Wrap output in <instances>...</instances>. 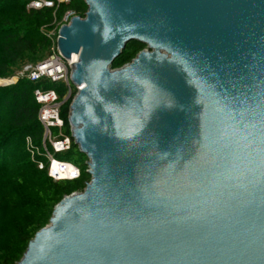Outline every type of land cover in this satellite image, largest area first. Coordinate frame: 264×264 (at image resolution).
I'll use <instances>...</instances> for the list:
<instances>
[{"label": "water", "instance_id": "95a60500", "mask_svg": "<svg viewBox=\"0 0 264 264\" xmlns=\"http://www.w3.org/2000/svg\"><path fill=\"white\" fill-rule=\"evenodd\" d=\"M84 2L56 46L90 180L18 264H264V0Z\"/></svg>", "mask_w": 264, "mask_h": 264}, {"label": "trees", "instance_id": "16d2710c", "mask_svg": "<svg viewBox=\"0 0 264 264\" xmlns=\"http://www.w3.org/2000/svg\"><path fill=\"white\" fill-rule=\"evenodd\" d=\"M27 2L0 0V79L9 77L28 64L42 62L30 61L34 54L50 53L52 39L47 34L52 31L57 35L68 11L84 17L87 10L84 0L55 2L52 7L39 9L26 8ZM144 47L137 41L128 42L112 61L111 67L117 68L129 62ZM36 87L55 89L60 100L67 95V86L62 81L42 79L32 82L26 77H19L14 83L0 85V150L12 142L23 146L27 137L33 146L41 147L43 128L38 120L39 105L33 96ZM71 99L72 96L68 97L61 105L63 131L68 135H71L68 123ZM63 152L55 153V157L79 167L78 178L54 180L48 176L47 169H38L27 157L26 166L20 165L15 179L5 183L3 201L28 208L30 213L17 234L0 247V264H18L35 233L49 223L55 205L64 196L81 191L90 180L86 171L88 158L78 146L72 141L70 148Z\"/></svg>", "mask_w": 264, "mask_h": 264}, {"label": "built area", "instance_id": "2783aa9c", "mask_svg": "<svg viewBox=\"0 0 264 264\" xmlns=\"http://www.w3.org/2000/svg\"><path fill=\"white\" fill-rule=\"evenodd\" d=\"M68 0H28L26 8L39 9L42 7H52L55 2H67ZM75 16L73 11H68L63 19L62 24L69 22V19ZM61 24V25H62ZM52 39L50 55L47 59L36 64H28L17 73V77L12 81L3 82L11 84L16 82L19 77H26L32 82H38L42 79H48L52 82L62 81L67 86V95L64 100H60L58 92L53 88L36 87L33 90L35 101L39 105L38 120L43 128V137L41 147H35L29 137L26 138L28 150L37 154L34 160L38 169H47L48 176L54 180L76 179L80 175V169L73 163L61 161L55 157V153L66 151L70 148L73 141L71 135L63 131L64 120L61 116V105L70 96H74L80 86H73L69 80V70L71 64L75 61L72 55L69 59L64 58L56 46L57 35L47 34ZM52 35L54 36L52 37ZM57 131L53 133L52 129ZM40 157L38 158V156ZM58 164L57 169H53V164ZM60 170H65V174L60 175Z\"/></svg>", "mask_w": 264, "mask_h": 264}, {"label": "rangeland", "instance_id": "374dc122", "mask_svg": "<svg viewBox=\"0 0 264 264\" xmlns=\"http://www.w3.org/2000/svg\"><path fill=\"white\" fill-rule=\"evenodd\" d=\"M49 33L52 34V31ZM53 36L54 35H52V37ZM49 55L50 53L48 54L47 52L34 54L31 56L30 62L43 61L47 59ZM18 72L19 71L15 70L5 79L17 77ZM0 85L8 84L0 82ZM52 131L56 133L57 130L53 128ZM60 154H64V152ZM27 157H29L30 161L35 165L34 160L37 159V154L28 150L26 139L23 146H19L12 142L9 146L0 150V247H2L8 239L17 234L24 226V219L30 213L28 208L7 204L2 199V195L5 191V183L15 179L17 168L20 165L26 166Z\"/></svg>", "mask_w": 264, "mask_h": 264}, {"label": "bare ground", "instance_id": "6f19581e", "mask_svg": "<svg viewBox=\"0 0 264 264\" xmlns=\"http://www.w3.org/2000/svg\"><path fill=\"white\" fill-rule=\"evenodd\" d=\"M72 59H73V61H75L77 59V54H72ZM12 80H14V78H11V79H0V82H8V81H12ZM53 169L59 170L58 164L54 163L53 164ZM64 172H65V170H60V175L65 174Z\"/></svg>", "mask_w": 264, "mask_h": 264}]
</instances>
